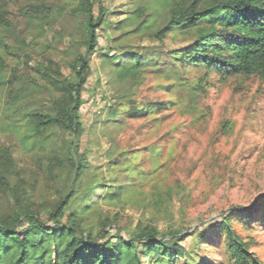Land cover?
<instances>
[{
	"label": "rangeland",
	"instance_id": "rangeland-1",
	"mask_svg": "<svg viewBox=\"0 0 264 264\" xmlns=\"http://www.w3.org/2000/svg\"><path fill=\"white\" fill-rule=\"evenodd\" d=\"M92 1L96 15L101 6L108 15L98 31L99 49L90 59L92 73L83 95L85 133L80 148L88 161L75 188L79 198L73 207L81 210L84 198H93L82 218L95 236L104 230L111 237L122 234L128 239L138 223L151 224L164 236L171 232L186 236L181 246L195 264H229L223 237L207 236V243L201 244L199 235L222 222L229 210L250 207L264 196V77L222 81L212 76L205 93L195 91L193 86L204 70H189L183 74L189 81H182L174 76L179 66L168 58L170 52L192 44V35L174 31L158 36L173 0ZM10 3L15 13L17 5L38 4L36 0ZM46 6L51 14L44 22L30 23L15 16L25 49L0 33L8 45L23 51L16 58L4 55L0 48V58L8 64L0 72V147L11 150L31 204L44 213L69 190V168L58 170L54 178L46 169L51 157L68 156L69 135L57 132L43 149L26 150L12 127L16 119L8 81L15 73L19 77L14 81L19 108L46 111L51 96L36 76L35 66L53 63L70 77L68 64L84 52L85 36L84 20L73 12V0L50 1ZM133 55L144 60L145 73L136 84L120 82L107 57ZM20 62L29 67L18 66ZM128 101L171 104L156 117H108L111 107ZM125 155L138 172L127 175L120 174L119 168L110 169V162ZM110 186L123 188L121 200H107L105 191L96 196ZM11 205L0 188V211ZM252 236L254 252L264 264V232L254 231ZM161 264L178 263L163 260Z\"/></svg>",
	"mask_w": 264,
	"mask_h": 264
},
{
	"label": "trees",
	"instance_id": "trees-1",
	"mask_svg": "<svg viewBox=\"0 0 264 264\" xmlns=\"http://www.w3.org/2000/svg\"><path fill=\"white\" fill-rule=\"evenodd\" d=\"M11 0H0V33L13 39L22 48L27 43L21 38L16 21L44 22L51 10L46 2L56 0H36L38 4L11 8ZM76 16L84 20V52L77 53L68 65L72 75L65 77L59 67L38 64L35 74L40 78L51 96L49 107L44 112H33L19 108L21 100L15 94V73L8 81L10 105L13 106L15 122L13 130L21 144L28 151L43 149L57 132L69 135L67 157L48 159L47 171L54 178L60 169L71 170L72 178L67 193L47 212L35 210L31 197L24 190V181L11 150L0 147V188L10 197L11 208L0 211V264H161L163 260L178 264H195L191 255L182 248L185 240L181 232H171L164 236L151 224L138 223L127 239L119 234L109 236L104 230L95 236L84 227L83 216L89 211L88 203L93 198L85 197L84 206L73 207L79 198L76 186L87 171V155L81 152L80 142L85 133L81 115L84 92L91 77L90 59L99 49L98 31L105 24L108 13L101 6L95 14L92 0H73ZM165 27L159 32L179 31L192 35L193 43L168 54L179 73L174 76L189 81L183 74L192 69H203L204 74L193 89L206 92L212 76L227 81L233 78L264 77V0H173ZM139 13V12H138ZM15 14V15H14ZM15 16L18 18L16 19ZM0 48L4 55L20 58L23 51L13 47L0 37ZM138 56L107 57L113 65L120 82L138 83L145 73V62ZM27 62H20L18 66ZM8 68L6 59L0 58V72ZM19 68V67H18ZM171 102H149L138 105L128 101L119 107H111L110 119L119 116L126 120L138 117H156L168 109ZM11 110V111H12ZM131 157L125 155L113 160L111 170L119 168L120 174L138 172L131 166ZM14 180H11L13 179ZM111 187V189H110ZM98 191L96 196L106 192L107 200H121L123 188L110 186ZM237 226L240 227L237 228ZM254 231L264 232V196L250 207H237L228 211L226 218L200 233L201 244H206L207 236L214 240L223 237L229 264H263L254 252ZM170 239V240H167ZM206 243H205V242Z\"/></svg>",
	"mask_w": 264,
	"mask_h": 264
}]
</instances>
